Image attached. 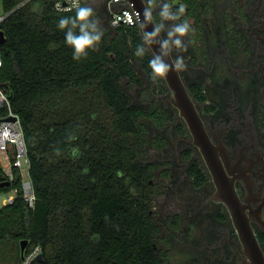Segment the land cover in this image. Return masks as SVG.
<instances>
[{"label": "trees", "instance_id": "obj_1", "mask_svg": "<svg viewBox=\"0 0 264 264\" xmlns=\"http://www.w3.org/2000/svg\"><path fill=\"white\" fill-rule=\"evenodd\" d=\"M55 1L0 0L3 11L16 8L2 26L0 86L10 105L0 107V119L12 111L21 120L37 198L34 208L20 196L0 206V243L19 241L14 264L24 239L25 248L42 247L34 264H160L149 213L155 170L144 156L149 127L164 126L168 115L134 101L122 83L143 84L135 62L151 77L153 54L139 25L112 27L103 6L91 7L103 32L96 50L74 60L58 22L76 9L56 11ZM179 1L193 15L210 6ZM13 174L0 161V184L11 180L0 193L21 192V173ZM193 174L197 185L205 181L200 165Z\"/></svg>", "mask_w": 264, "mask_h": 264}, {"label": "flooded vegetation", "instance_id": "obj_2", "mask_svg": "<svg viewBox=\"0 0 264 264\" xmlns=\"http://www.w3.org/2000/svg\"><path fill=\"white\" fill-rule=\"evenodd\" d=\"M143 1L156 24L162 25L164 40L185 19L195 29L181 38L187 51L171 45V56L173 61L178 56L184 59L181 79L223 173L234 181L242 211L264 255V228L258 222L264 220V0H209L210 6L202 5L194 15L179 0ZM165 4L171 5L173 13L185 6L180 20L161 18ZM140 71L143 84L137 88L147 102L137 103L159 107L168 115L164 126L149 127L147 150L167 158L146 161L157 176V182L150 180L155 186L150 198L165 196L160 209L149 208L160 264H245L252 250L218 198L217 184L172 101V90L164 78L153 81L142 65ZM195 164L205 175L200 185L193 174Z\"/></svg>", "mask_w": 264, "mask_h": 264}, {"label": "water", "instance_id": "obj_3", "mask_svg": "<svg viewBox=\"0 0 264 264\" xmlns=\"http://www.w3.org/2000/svg\"><path fill=\"white\" fill-rule=\"evenodd\" d=\"M135 1L136 7L141 10L139 26L142 33L153 32L157 26L153 15L150 21L145 19V11L150 10V8L143 0ZM104 9H106V6H104ZM163 40V36L160 32L159 35L156 36L151 43L147 44L154 55H160L165 63L172 64L173 59L171 56V52L168 56L162 55L161 45ZM5 41V32L0 31V45H2ZM164 79L166 80L168 86L174 94V98L172 100L173 103L180 109L181 115L185 118L188 127L194 136V142L202 152L204 160L207 166L209 167L210 172L217 184L218 198L227 205L235 224L237 225L241 233L245 236V241L247 242L248 247L252 250V253L249 255L250 258L249 260L245 261V264H264L263 252L260 250L259 244L254 235L249 219L242 211L244 206L241 204L239 197L236 193L234 181L232 179L227 178L223 173L220 159L217 157V153L214 151L211 141L206 135L202 119L199 116L195 105L188 94V91L181 79L180 72L175 71L173 67V69L167 74V77ZM5 119L14 120L15 117L8 116ZM1 121L2 120L0 119V122ZM0 185H11V180L5 179L1 182ZM258 222L261 227L264 228V220H258ZM21 244V250L23 252L25 246L28 244V240H22ZM38 259H43V254H40Z\"/></svg>", "mask_w": 264, "mask_h": 264}, {"label": "built area", "instance_id": "obj_4", "mask_svg": "<svg viewBox=\"0 0 264 264\" xmlns=\"http://www.w3.org/2000/svg\"><path fill=\"white\" fill-rule=\"evenodd\" d=\"M106 6V14L109 24L116 28L120 26L139 25L141 18V10L136 7L135 0H104ZM22 2L20 5H22ZM82 7L83 0H79ZM19 5V6H20ZM17 6V7H19ZM56 11H71L74 10L71 6V0H56L53 4ZM16 9V8H15ZM3 11L0 8V31H3V24L6 22L10 14L15 10ZM0 61L3 65V57L0 51ZM2 66H0L1 68ZM4 104L10 105V97L8 93L0 86V107ZM8 116H14V120H6L2 118L0 122V155L5 156L7 171L11 179H13V169H17L21 173V192L17 189H11L5 193L6 204H12L17 197H22L29 207L34 208L36 203V191L33 180L30 176L31 159L28 152L25 133L19 116L12 111ZM7 116V117H8ZM28 247V246H27ZM25 248L21 254L18 264H34L39 255L42 254L40 245L29 246Z\"/></svg>", "mask_w": 264, "mask_h": 264}, {"label": "clouds", "instance_id": "obj_5", "mask_svg": "<svg viewBox=\"0 0 264 264\" xmlns=\"http://www.w3.org/2000/svg\"><path fill=\"white\" fill-rule=\"evenodd\" d=\"M71 6L76 9L75 17H63L58 22V27L61 30L67 29L65 32V42L73 49V59L79 60L81 57H86L89 50H96L103 32L98 28V21L92 19L94 16L91 7H81L79 0H71ZM185 12V6L181 5L175 13L171 11V5L165 4L164 10L160 13L162 19L167 20H180V17ZM145 19L150 21L152 13L150 10L145 11ZM143 27V25H142ZM162 25L157 24L155 30L151 33H143L146 43H151L153 39L159 35ZM78 29L79 34H76ZM195 29L191 27L188 20H183L176 24L171 31L168 32V39L163 40L161 45L162 55L168 56L171 52V45L180 51H187L188 45L182 42V37H186L190 32L194 33ZM173 37H176L173 39ZM191 43V41H189ZM144 53L143 48H138L136 51L137 56H142ZM2 66V61H0ZM151 69V79L156 81L158 78H166L167 74L173 69L175 71H183L186 65L183 57L178 56L172 64L165 63L160 55H154L149 61Z\"/></svg>", "mask_w": 264, "mask_h": 264}, {"label": "rangeland", "instance_id": "obj_6", "mask_svg": "<svg viewBox=\"0 0 264 264\" xmlns=\"http://www.w3.org/2000/svg\"><path fill=\"white\" fill-rule=\"evenodd\" d=\"M84 3L87 7H93V8H97V9H101V7L104 6V0H84ZM135 65H136L137 70L139 72H141L140 71V66H141L140 63L135 62ZM122 83H123V86L131 94L132 98H134V101L140 102V103H146L147 102L145 95L139 94L138 88L136 85H133L127 79H123ZM166 158L167 157L165 154H162V153L157 154L153 151L150 154L147 151V153H145V156H144V161H153V160L157 161V160H162V159H166ZM0 161H1L6 172L8 170H10L7 167V162H6L5 156L3 154L0 155ZM152 180L154 183L157 182V176H153ZM161 197H163L165 199V196L162 195ZM161 197L156 198L154 200L153 199L150 200L151 201L150 207L153 210L157 209V208L160 209L159 207L164 204V202H163L164 200ZM5 198H6V194L0 193V206H2L3 204H6L4 202ZM167 207H169V206H167ZM18 249H19V241L17 239H11V240L1 242L0 243V264H14L15 256H16L15 254H16V252L18 253Z\"/></svg>", "mask_w": 264, "mask_h": 264}]
</instances>
